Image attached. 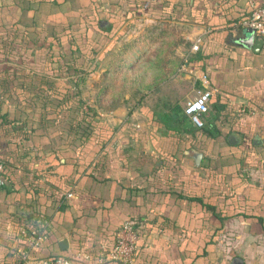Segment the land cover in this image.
I'll list each match as a JSON object with an SVG mask.
<instances>
[{
    "label": "crops",
    "instance_id": "crops-1",
    "mask_svg": "<svg viewBox=\"0 0 264 264\" xmlns=\"http://www.w3.org/2000/svg\"><path fill=\"white\" fill-rule=\"evenodd\" d=\"M263 2L0 0V72L8 76L0 80V161L8 175L0 186V264H21L23 224L34 213L49 229L30 250L35 256L63 253L73 264H97L94 255L133 218L141 224L133 264H264V46L254 44V31L250 44L235 39L240 20ZM139 21L161 23L164 40L151 47L144 26L131 28ZM84 29L90 44L80 42ZM135 36L138 45L123 53L137 54L136 81L154 84L138 82L130 107L122 102L128 94L114 103L106 90L104 107L99 89L90 98L81 92L98 122L92 139L78 143L63 112L44 106L50 90L40 81H87L109 64L105 53L121 48L117 38ZM67 41L77 42L72 52L90 63L87 72H51ZM159 56L164 72L147 76ZM34 86L42 92L32 93ZM207 87L208 110L197 127L183 107ZM195 196L227 216L221 220Z\"/></svg>",
    "mask_w": 264,
    "mask_h": 264
},
{
    "label": "trees",
    "instance_id": "trees-1",
    "mask_svg": "<svg viewBox=\"0 0 264 264\" xmlns=\"http://www.w3.org/2000/svg\"><path fill=\"white\" fill-rule=\"evenodd\" d=\"M111 29V28H110ZM106 29L105 33H109L110 31L115 30V26H113V29ZM164 29L163 25L161 23H151L148 26L145 27V32L147 34L150 35V41H151V47L153 45H155L157 42L163 41L164 40ZM103 31H105L104 29H102ZM87 30H83L82 34L86 33V37H83L80 39V42H82L83 44H90L89 38L87 35H91V33H87ZM91 39L94 42H97V46L99 47L100 45H103V39L100 37H96V38H92ZM89 40V41H88ZM75 43H77L76 41H73ZM71 41H67L66 43V55L63 57L62 61H60V63H57L54 67L51 68V72L52 73H60V74H65L66 76L68 75H79L82 74L84 72H87L89 70V66L90 63H88L87 61H84L83 59L79 60L78 58H80L79 55L75 54L72 52V50L74 48H76L77 46L74 45V43ZM135 44L134 39H130L127 40L123 43V45L121 46V48H119L117 50V52H121L123 53L126 49L128 48H133ZM74 45V46H73ZM92 49V51L95 49L94 46H90L88 52ZM97 50V49H96ZM95 52V50L93 51ZM83 55L85 56V52H83ZM91 55V54H89ZM135 58L137 56V54L135 53ZM91 56H95V54H92ZM90 57V56H89ZM160 59L161 57L159 56L157 58L156 61H152L146 70H144V73L148 76H154V73L159 75L160 72H164V70H162L161 68V64H160ZM56 60V59H55ZM82 61V62H81ZM55 63V61H53ZM8 79V76L5 73L0 72V80H5ZM138 82H140L141 84H145L146 86H152L154 84L155 81H137V87L138 88ZM43 83L44 89H49V96L50 99L44 98V106L49 103V108L50 110H54V112H56V114L61 111L63 112V118L66 119V127L71 128L72 130L75 131L76 135H80L79 138L81 140L77 141L78 143H85V142H89L92 136V132L94 130V128L97 125V118L95 117V111L92 108L89 109H84L82 107V98H81V91H80V83L81 81H54L51 78H46L44 81H40V84ZM48 84V85H46ZM79 86V88H78ZM33 91L32 93L38 92L37 94H40L42 91H39L36 89V86H34V88H32ZM184 112V110H183ZM55 117V115L51 116V120ZM102 126V125H101ZM104 126H102L101 128H103ZM83 141V142H82ZM102 141H104V138H101L97 141L99 143V145L102 143ZM1 163V161H0ZM5 164L2 162L1 163V171H0V186L1 187H5L7 182H8V175L5 172ZM193 199L198 200L199 202H201L204 206H206V208H209L213 214H215L217 217L219 216V218L222 220L223 216H227V215H221L218 214L215 210V205L212 203H206L202 201L201 197H193ZM31 220L28 221L27 223L23 224V227L26 230H31V229H40L43 231V233L45 235H47L48 233V224H47V219L45 217H43L42 215H40V213H34V214H28V217H31ZM251 216V215H250ZM133 219V218H130ZM257 219L259 222L263 221V217L261 215H257ZM136 220V219H134ZM138 221V220H136ZM139 222V221H138ZM116 234V233H115ZM114 241H115V236H114ZM113 241V243H114ZM26 243V240H25ZM112 243V245H113ZM111 245V246H112ZM110 246V247H111ZM138 246H139V240H138ZM26 247V246H25ZM24 247V248H25ZM23 248V249H24ZM32 249V248H31ZM107 250V249H106ZM139 250V247L137 248L136 251V255L137 252ZM105 251V249L103 250ZM99 252L96 253L94 255L95 257L99 256ZM67 256L66 254L63 253H57V254H53V255H49V256H35L30 252V256L31 257H35V258H53L55 256ZM92 255V253H91ZM69 257V256H67ZM136 258V256H135ZM135 260V259H134ZM116 262V261H114ZM118 263V262H116ZM120 264V263H118Z\"/></svg>",
    "mask_w": 264,
    "mask_h": 264
},
{
    "label": "built area",
    "instance_id": "built-area-1",
    "mask_svg": "<svg viewBox=\"0 0 264 264\" xmlns=\"http://www.w3.org/2000/svg\"><path fill=\"white\" fill-rule=\"evenodd\" d=\"M239 25L251 28L262 38L264 46V2L260 5H252L249 14L240 20ZM201 37L197 36L191 44L192 50L199 48ZM202 83L208 84V77L205 73L199 76ZM211 95L210 88L200 89L197 94L188 99L183 107L184 113L191 122L197 126H203L202 114L208 110V103ZM239 112H244V107L238 108ZM1 171V163H0ZM1 181V180H0ZM71 195V193H68ZM26 237V247L22 249L21 264H73V259L67 256H55L53 258H35L30 256L31 248L35 247L44 239L45 234L40 229L22 230ZM141 237V224L128 219L123 221L117 228L115 241L111 247L102 251L97 257V264H107L108 261H116L120 264H133L136 256L138 240Z\"/></svg>",
    "mask_w": 264,
    "mask_h": 264
},
{
    "label": "rangeland",
    "instance_id": "rangeland-1",
    "mask_svg": "<svg viewBox=\"0 0 264 264\" xmlns=\"http://www.w3.org/2000/svg\"><path fill=\"white\" fill-rule=\"evenodd\" d=\"M143 21H139L133 23L132 27L134 30L139 31L144 26ZM148 26V25H146ZM144 26V27H146ZM164 28V26H163ZM122 38L119 37L116 39L115 43L117 46L121 47L123 43L121 42ZM141 39L134 37L135 44L137 46ZM114 43V44H115ZM111 50V49H110ZM117 53V52H116ZM104 54V59L109 58V64L105 69L98 70L96 72L87 73V81H81L80 91L83 95L92 97L94 95V91L99 89V95L101 94V104L106 107L107 97L104 94L105 92L110 90V93H113L114 103L121 101V95L128 94L129 98L122 101L127 106L134 105V97L137 94V64L134 53L132 55H125L124 53L118 52L117 54ZM70 82V81H69ZM107 90V91H106ZM104 94V95H103ZM103 95V96H102ZM117 96V97H115ZM89 97V98H90ZM188 100V99H187ZM186 100V101H187ZM93 101V100H92ZM126 101V102H125ZM113 103V104H114ZM186 103V102H185ZM84 109L91 108L89 103H84Z\"/></svg>",
    "mask_w": 264,
    "mask_h": 264
},
{
    "label": "water",
    "instance_id": "water-1",
    "mask_svg": "<svg viewBox=\"0 0 264 264\" xmlns=\"http://www.w3.org/2000/svg\"><path fill=\"white\" fill-rule=\"evenodd\" d=\"M252 29L249 27H244L242 29V32L240 34H238L235 39L236 41H238L239 43H245V44H250L251 42H253L252 39ZM259 40L262 41V38L259 37V39H256V41L254 42L255 45H257L259 43ZM230 138H234L233 136H230ZM201 156V153L197 150H193V157L195 158V160L199 159ZM62 246H65L67 243V239H62L60 241Z\"/></svg>",
    "mask_w": 264,
    "mask_h": 264
}]
</instances>
